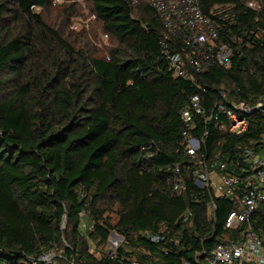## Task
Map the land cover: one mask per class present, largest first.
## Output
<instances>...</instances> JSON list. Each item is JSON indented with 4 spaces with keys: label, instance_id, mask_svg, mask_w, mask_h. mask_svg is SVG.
Listing matches in <instances>:
<instances>
[{
    "label": "trees",
    "instance_id": "1",
    "mask_svg": "<svg viewBox=\"0 0 264 264\" xmlns=\"http://www.w3.org/2000/svg\"><path fill=\"white\" fill-rule=\"evenodd\" d=\"M53 1L0 0V264L206 263L244 224L225 227L239 195L216 197L209 215L195 199L193 170L202 153L237 170L233 160L264 132L257 114L239 134L205 121L218 103L264 94V0L259 11L248 7L253 0H201L208 14L216 4L233 6L235 18L220 30L235 47L230 67L195 80L171 70L162 52L168 31L146 2L85 0L93 28L110 38L101 48L36 11ZM75 9L66 6L63 16ZM193 95L205 111L189 132L209 129L197 156L184 148L181 115ZM175 165L187 184L182 194L168 182ZM113 231L123 237L114 253L92 250Z\"/></svg>",
    "mask_w": 264,
    "mask_h": 264
},
{
    "label": "built area",
    "instance_id": "2",
    "mask_svg": "<svg viewBox=\"0 0 264 264\" xmlns=\"http://www.w3.org/2000/svg\"><path fill=\"white\" fill-rule=\"evenodd\" d=\"M132 1H143L153 7L168 34L173 35V44L169 42L170 35L165 36L162 52L176 76L195 80L200 73L212 67L231 66L235 47L231 42L233 37H228V40L222 38L220 26L222 22H232L235 18L232 5L216 4L208 14L204 12L201 0ZM248 7L259 11L262 9V1H250ZM204 111L200 97L193 95L181 113L188 126L183 132L184 148L192 156L200 153L209 135V129H206L203 136H194L189 132V128L195 125L194 114ZM255 114L264 117V94L251 103H218L217 110L207 114L205 121L212 124L215 130L225 127L229 132L239 134L249 129ZM254 144L253 148H244L238 153L237 159L233 160L237 170L220 157L207 158L202 153L197 160L193 177L199 191L195 199L204 200L207 212L214 215L216 197L233 198L239 195L240 208L230 211L225 227L238 229L244 224L240 236L218 243L206 256V263L201 264H264V230L259 222L260 215L264 217V132ZM168 182L173 192H186L187 184L178 165L172 168ZM191 215L192 211H189L183 217Z\"/></svg>",
    "mask_w": 264,
    "mask_h": 264
},
{
    "label": "rangeland",
    "instance_id": "3",
    "mask_svg": "<svg viewBox=\"0 0 264 264\" xmlns=\"http://www.w3.org/2000/svg\"><path fill=\"white\" fill-rule=\"evenodd\" d=\"M70 5H75L76 13L75 15L71 16L70 19H67L65 16H63V14L65 7ZM52 8L53 9L50 10L37 7L36 11L42 13L49 21L53 23L56 22L57 25H60L61 28L64 29V31L70 32V29L74 30L75 33L84 31L88 35L92 36V39L95 41L98 47L104 48L109 46V36L102 32L100 28H93L96 17L89 2L85 0H54ZM93 31L95 32L96 36L93 35ZM82 228L85 232L91 229L90 221L86 216L83 217ZM122 241L123 237L121 238L111 233L108 241L105 244H100L97 246V248L94 246V244H92V250L98 249V255H100L102 252L111 254L114 253Z\"/></svg>",
    "mask_w": 264,
    "mask_h": 264
},
{
    "label": "water",
    "instance_id": "4",
    "mask_svg": "<svg viewBox=\"0 0 264 264\" xmlns=\"http://www.w3.org/2000/svg\"><path fill=\"white\" fill-rule=\"evenodd\" d=\"M112 234H113V235H117V236H119V237L122 238V236H121V235H118L115 231H113Z\"/></svg>",
    "mask_w": 264,
    "mask_h": 264
}]
</instances>
